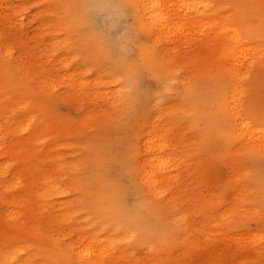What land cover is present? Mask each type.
Instances as JSON below:
<instances>
[{
  "label": "rangeland",
  "instance_id": "obj_1",
  "mask_svg": "<svg viewBox=\"0 0 264 264\" xmlns=\"http://www.w3.org/2000/svg\"><path fill=\"white\" fill-rule=\"evenodd\" d=\"M194 1L0 3V264H264V0Z\"/></svg>",
  "mask_w": 264,
  "mask_h": 264
},
{
  "label": "bare ground",
  "instance_id": "obj_2",
  "mask_svg": "<svg viewBox=\"0 0 264 264\" xmlns=\"http://www.w3.org/2000/svg\"><path fill=\"white\" fill-rule=\"evenodd\" d=\"M2 1L3 0H0V3ZM128 1L130 4L135 6L137 13L143 18L144 24H146L148 27H150L152 32H153V28L156 29L157 26L159 28H161L162 30L166 31L168 28V26L166 25L167 17L168 16L171 17L172 15L174 17H179V16L183 17L184 19L187 20V22L191 26L201 23L200 17L203 14V12H200V9L197 7L196 1H194V0H181L180 2H176V0H171V1L169 0L168 2H167V0H128ZM164 7H168V9L174 8L175 12L172 13V15H170L169 12H167V11L163 12L162 10L164 9ZM8 8L11 9V7L6 6L5 8H3V10H7ZM3 18L5 20H10L11 16L6 15ZM232 38H233V40H235L237 47H241L243 45V43H242L241 39L238 37V35L234 34L232 36ZM236 95L237 94L234 92L233 96H236ZM229 104L231 107L232 103H229ZM237 109H234V107L230 108L231 115H232L231 120L235 123V127H236L235 130H238L240 135H249L250 136V135L257 134L258 136H261L263 139L264 138V129L258 128L255 130L254 127L252 126V124L249 122V120L246 118H243V117H245L244 114L242 112L239 114V111ZM256 141L258 144L264 145V141L261 140V138H259ZM146 143L148 145H150V141H148ZM164 145L165 144H161V147L163 149L165 148ZM159 151H161V150H159ZM151 152L154 153L156 151L152 150V148L149 147L148 153H151ZM162 164H163V162L160 159L155 160L153 158V159H150L148 161V165L150 166L151 169L156 168L157 170L161 171L158 175V178H155V175L153 172L151 173V175H148L147 177L145 175L146 182H147V185L149 187L152 188L154 185H156L157 183L159 184L161 182L160 176H161L163 169L161 168L160 165H162Z\"/></svg>",
  "mask_w": 264,
  "mask_h": 264
}]
</instances>
